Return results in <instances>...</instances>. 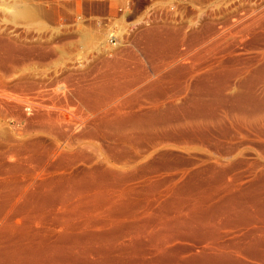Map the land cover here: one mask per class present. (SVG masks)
I'll return each mask as SVG.
<instances>
[{"label":"bare ground","instance_id":"6f19581e","mask_svg":"<svg viewBox=\"0 0 264 264\" xmlns=\"http://www.w3.org/2000/svg\"><path fill=\"white\" fill-rule=\"evenodd\" d=\"M7 9L10 12L14 11V16H18V18L19 16L24 18L31 15L30 11L23 6H8ZM260 19L262 20V18ZM160 36L159 33L158 36H152L153 38H150L151 43L158 42L156 45L161 43L164 36ZM218 38L220 39L221 37ZM168 40L171 39L169 38ZM173 40L176 41L175 38ZM251 41V43L247 41V46H250L249 51L254 52L255 56L243 58L239 54V57H235L234 59L229 58L230 60L227 59V62H219L217 60L222 53H220L221 49H218L216 45L220 53H218L219 55L216 53L218 55L216 61L207 64L205 60L206 65L200 69L197 77L194 75L198 71H193L195 72L193 75L194 79L196 77V83L194 82V90L197 91L195 92L196 96L186 98L181 105L177 104L176 100H172L173 97L164 96V100H154V92L158 85L156 81L152 80L151 73H147L141 80H138L139 77L134 80L130 78L135 74L132 75L129 71L125 70L121 71L123 78L122 76L107 78L105 76L106 80L101 81V83L103 82L102 84L97 83V85L88 86V88L84 89L78 88L75 93L73 92L74 94L71 93L72 95L62 85H60L61 87L59 85L55 86V84L48 85L47 81L30 82L27 79L28 76H25L27 78L20 77L17 81L13 79L15 82L12 80L14 87L21 89V92L19 91L21 95L11 94L12 96H10L7 94L8 92L5 93L6 91L2 92L0 90V96L7 95L8 99H12V104L17 105L16 107L22 106L23 103L25 106V103L28 101L34 102L36 107L34 105L32 107L30 102V105H27L29 108L31 107L36 117L42 122L43 125L41 126L43 127L40 126V129L43 128L42 131H45V133L54 137L53 139H56V143H52L51 146L39 140V138L19 139L18 143L14 142L16 143L15 145L11 144V146L5 148L6 151L4 150L5 156L11 158L8 160L11 163L6 164L7 161L4 163L3 158H0V224L3 226L2 232L5 234V237L4 235L3 237L0 235V264H59L62 262V260L58 262L59 258H63L65 264H153V261L156 259H160L159 261H161L163 258H171L170 260L174 258L180 260L181 263L184 261L187 264H246L245 260L247 257L250 259L252 257L255 261L261 260H258L256 256L261 254L260 256L263 257L264 251L260 254L257 253L258 255L254 254L259 250L256 249L258 247L257 244L263 246L261 237H264V230L260 229L262 231L261 235H257L258 231L257 233L249 232V234L244 235V242L247 239L246 237H255L252 238L254 241H248V243H252L249 246L247 242L244 244V242L241 243L239 240H237L239 242H215L217 239L214 238L215 240H213L212 238L214 242H211V237H209V242L208 239L204 240L202 236L197 238L191 237L195 238L191 240L193 244L187 245L183 244L185 242L183 237L168 236V238H164L162 236V238L157 235L156 237L153 234L155 237L144 238L147 241L145 243L147 244V248L143 245L145 248L144 257L145 255L149 257L143 258L144 260L140 261H136L131 253H134L132 252L134 245L139 244L138 240L140 241L143 238L124 237L128 241V244L125 245L129 246V249L126 248L125 251L120 252V247V250H117L122 254L119 253V255L116 252L118 256L108 257L98 263L93 261V259L91 261L86 258L87 256L84 257L85 255H81L86 253L84 251V253L78 251L81 254L74 253V245H77L76 242L85 238L96 239L94 235L87 231L90 228L89 222L91 223L95 220L93 219L94 216L89 215L93 220L85 223H79L78 216L76 218L78 222H72L71 220L74 218V216L71 217V214H75L76 217L77 213L81 212L79 209L83 206L93 207L92 209L96 210H102L103 207L106 213L110 211L111 216L117 214L118 216H125L127 222L124 226L134 225L133 228H130L132 232H128L133 234L145 233V230L142 231V229H144L145 225L149 224L147 223L148 220L151 221V218L153 220L157 212L152 215L148 211H144L143 213L140 211L141 214L140 212L136 213L132 211L135 205L138 204L137 197L144 194L146 187L144 190L141 187L151 184L146 190L149 188L155 189L158 181H161V179L157 180V182L155 181L156 175L160 173L159 171L161 169H172V167L177 166L176 163L178 164L179 159L174 158L175 155H171L170 151V153L164 151V148L169 145H184L181 147L188 151V149L193 150L194 143L196 144V142H199L202 146L200 148L202 157L195 161H183L185 167H180L181 169L177 167L176 174L172 175V178L163 181L166 188L162 192L158 193L157 189H152L154 193H158L155 194L156 196L153 197V200L151 199L154 205H158L162 209L161 211L170 210L176 214L173 218H169L170 220H167L168 218L164 220H161L162 218H159L160 220L154 218L153 221L156 220L155 222L159 221L161 223L162 221L163 225L161 228L163 230L159 229V231L162 230L165 231L163 233H166L171 225V228L174 226L173 223L178 225L177 227L175 226L177 229L183 228L187 230V226L190 228V223L191 226L194 223L196 224L197 221L200 224L203 218L215 213L223 214L227 212L235 216L247 217L245 215L246 213L250 214L251 211L249 209H252V207H254L253 209L257 208L258 212L264 213V32L260 34L254 32ZM206 43L205 45L207 46ZM1 44L3 45V43H0V46ZM161 44H163V41ZM161 44L158 47H161ZM222 45L219 46L222 48ZM226 47L228 48V46ZM210 49H212V46ZM204 50L206 51L207 49ZM10 51L13 50L10 48ZM19 51L21 53L23 50L19 48ZM204 54L206 55V53ZM201 55L199 56L200 58ZM225 57L226 55H224V59L226 60ZM221 59L223 58L221 57ZM175 65L177 64L173 66ZM17 67L19 68V66ZM167 67L170 66L168 65ZM12 68L14 69L16 66L14 65ZM176 71L178 70L176 69ZM13 72L15 74V71ZM193 76L191 75L190 78ZM0 81L3 82V79ZM5 83L7 84V80ZM138 84L142 86V88L140 87L141 91L138 90V93H132V89L136 87L134 85ZM112 87L116 91L114 93L113 89H111L113 91H110L112 95L108 96L109 99L105 97L107 101L103 99L104 97L99 98L100 100H104L102 103L99 100L100 104L97 98L94 101L90 99L94 97L93 94L97 93H91L93 92L91 90L98 88L100 91H106ZM97 94L100 96L99 93ZM207 94L215 95V100H217L219 107H230L226 109L225 115L218 116L219 113L217 115L209 114L211 113L210 110L214 109L212 107L215 106L213 101L209 102V100L207 102V99L204 97H207ZM24 95H28V97ZM97 96L95 95V97ZM140 96L145 98L143 99L145 100L144 102H140L142 101L139 98ZM2 100L4 101L3 98ZM91 102L95 104L93 105ZM191 108L192 110H190ZM180 113L190 115L189 119L184 120V118L179 117ZM228 113L233 115V120L237 116V120L234 123L232 119L227 118ZM21 117L23 116L21 115ZM39 124L41 123L39 122ZM78 124L80 127L83 126L85 130L89 129V131L84 134H82V131V135H73L72 129ZM192 144L193 146L190 147ZM0 157L3 156L0 154ZM38 163H42L43 166ZM35 164L40 165L42 168L36 165L38 168L36 169L34 167ZM179 166L181 165L179 164ZM240 167L241 169L245 167L246 173H248L249 177L253 178L251 184L249 185L248 183L249 186L247 185V187H243L238 183L241 181V178H239L240 181L238 182H236V178L235 181L228 178L234 170ZM159 184L161 185V183ZM106 185H109L110 188L111 186H117L115 187V192L110 193V195L106 191H97L103 190L101 188L106 187ZM160 185L158 187H161ZM65 191L67 192L65 193ZM87 193L90 195L88 196ZM180 194L184 198L178 197ZM184 194L187 195L184 196ZM151 200L149 201L148 199L149 205ZM50 201L55 202L59 207L61 206L63 211L65 209L69 215H67V219H65L66 215H61L65 212L58 214V216L51 215L52 219L55 220L54 222L57 219V223L60 225L59 228H61L60 233L58 237H44L45 235L41 237L36 233L40 229L37 231L34 229L36 232L33 231L30 227H27L26 223L28 222L23 219H34L32 218L34 216H30L31 214L28 215V213L30 211L41 212L40 210L45 208L44 205L46 203L49 204ZM246 205H252V207L247 209ZM246 209L249 212H245ZM258 212L257 215H259ZM100 215L102 216V213ZM260 215L262 216V214ZM35 217L37 218V215ZM20 218H23L22 220L26 222H24L25 226L20 224ZM62 220L67 221L61 222ZM28 221L30 222V220ZM111 221L118 228H121L124 223L122 220L117 222L118 220H112V218ZM191 221L196 222L192 223ZM87 225H89L88 228ZM199 227L202 226L199 225ZM191 228L195 229L196 227ZM191 230L188 229V231ZM194 231H191L192 233L190 232V234H194ZM90 235L93 237H90ZM256 237H260L261 239ZM185 239L187 240L188 238L185 237ZM109 249L112 248L110 247ZM63 250L65 252L67 250L68 252L71 251V253L64 254ZM248 264L251 263L248 262Z\"/></svg>","mask_w":264,"mask_h":264},{"label":"rangeland","instance_id":"374dc122","mask_svg":"<svg viewBox=\"0 0 264 264\" xmlns=\"http://www.w3.org/2000/svg\"><path fill=\"white\" fill-rule=\"evenodd\" d=\"M147 4H148V2H142L141 7H143ZM15 5L16 6H23V7L27 8L30 11L31 17L28 16V17L22 18L19 16V18H18V16H14V11L10 12V11H8L7 8H8V6L14 7ZM105 9L106 8L104 5H102L100 3H92L89 0H0V43H3V45H4V47L2 44L0 46V50H1L0 51V59H1L0 65H2V67H0V70L3 71V72L0 71V78L3 79V82L0 81V87H1L0 90H2V92L6 91L5 93L8 92L7 94L10 96L15 95V94L21 95V93H20L21 89L19 87H17L18 89L15 88L14 84L12 83V80L15 79L17 81L18 78H20V77L28 76V78L27 77H25V78H27L30 82L32 81V82L38 83L39 81H47L48 85H50V84L51 85L55 84V86L56 85H59V86L62 85L63 88L71 94L73 92L75 93L76 89H78V88L84 89V88H88V86L90 87L92 85H97V83L102 84L103 82L101 83V81L106 80L107 77H117V76L120 77V76H122V78H123L121 71L125 70V71H129V73H131L132 75L135 74L134 76H131L132 78H130V79H134V80H136L137 77H139L138 80H141L143 77H145V75H147V73L148 74L151 73L152 76L151 75L150 76L152 77V80L156 81V84L158 85L157 89H155V92H154V96H155L154 100H158V101L164 100L165 99L164 96L165 97L166 96L171 97V98L173 97L172 100H176V103L181 105V103H183L186 98H188V97L191 98L192 96H196L195 92H197V91L194 90L195 83H196L195 79H196L200 69L204 65H206V63L207 64L214 63L216 61V58H218V55L220 53H222V54H220L221 55L220 58L217 59V60H219V62H221V61L227 62L228 61L227 59H229V58L234 59L235 57H239L240 56L239 54H241L243 58H249V57L255 56L254 52L249 51L250 46L249 47L247 46L248 45L247 41L250 43L252 42L251 38H252L254 32L258 33V34L264 32V29H263L264 28V24H263L264 23V19H263V17H264L263 16L264 15V13H263L264 12V0H206L204 2V8L202 10H196L195 7L193 9L188 10L186 13V17L184 18L183 23L178 24V23L172 22L171 19L168 17H162L161 16L152 24L142 25L138 32L128 36L126 43L122 44L118 48H114L107 43V35L99 30L100 28L98 26V23L96 22V20H97L96 16L103 14L105 12ZM10 10L12 11V9H10ZM8 12H10V13H8ZM260 18H262L263 21ZM142 19L143 18H141L140 20H142ZM85 30H87V31H85ZM215 30H217V31H215ZM158 33H159V35H161L160 37L164 36V38H162L163 44H161L162 41H161V43H159V44H161L160 46L162 48L158 47L159 44L156 45V43H158V42H156V43L152 42L151 43V39L153 37H155L156 35L158 36ZM169 33H170V35H169ZM165 34H166V36H165ZM175 35H176V37L177 36L178 37L176 38ZM199 35H200V37H199ZM224 36H227V37H224ZM173 37L176 39V41L173 40L174 39ZM210 37L211 38L213 37V38L211 39ZM217 37H221V38L217 39ZM169 38L171 40H168ZM207 39L208 40L211 39V40L208 41ZM212 40H214V41H212ZM204 42L205 43L207 42L206 43L207 46L205 45ZM219 42H220V44H219ZM11 43H12V45H10ZM152 44H154V45H152ZM170 44L172 47L169 46ZM174 44H175V46H174ZM208 44H209V46H208ZM7 45H8V47H6ZM216 45H217L218 49L219 48L221 49L220 53H219V50L217 49ZM219 45L220 46L222 45V48ZM224 45L228 46L229 49L227 47L225 48ZM211 46H212V49H210ZM168 47H170L171 49L172 48H174V49H172V51H171V49ZM10 48L13 51H10ZM19 48H20V50H23V51H21V53L19 51ZM199 48H201V49H199ZM202 48L207 49V50L205 51ZM233 48H234V50H233ZM4 49L7 50V51L5 50L7 53L4 51ZM228 50H229V52H228ZM231 50H232V52H231ZM208 51H210V52H208ZM179 52H180V54H179ZM9 53H12V54H9ZM204 53H206V55ZM207 53H208V55H207ZM216 53L217 54L219 53V54L216 55ZM228 53H230L231 55ZM200 54H202V55L204 54V55L203 56L201 55V58H200L199 57ZM224 55H226V57H225L226 60L224 59ZM227 55H228V57H227ZM11 56L13 57V59ZM221 57L224 60L221 59ZM174 60H176V61H174ZM199 60H201V61H199ZM170 62H172V63H170ZM194 62H196V63H194ZM18 63H19V65H18ZM174 64H177V65L173 66ZM201 64H202V66H201ZM14 65L16 66V68H14V69H17V70H14L12 68V67H14ZM168 65L170 67L171 66H173V67H171V68L167 67ZM17 66H19V68ZM176 66H178L179 68ZM195 66L197 67V69ZM190 67L192 68V70ZM4 68H6V69H4ZM9 68H11V69H9ZM18 69H20L21 71L20 70L18 71ZM176 69L178 71H176ZM174 70L176 71V73H174L175 72ZM13 71H15V74L17 77L15 76ZM193 71H195L197 73H195ZM1 72L2 73L5 72L4 75H6V76L2 75ZM189 72L190 73L193 72V73L190 74ZM194 73H195V75H194ZM1 75L3 76V78ZM7 75H9V76L7 77ZM191 75L196 76L195 79H194V76L192 78H190ZM105 76H106V78H105ZM6 77H7V79H6ZM8 79H10V80H8ZM6 80H7V84H9L8 86L5 83ZM9 81H11V82H9ZM13 82H15V81L13 80ZM10 83H12V84H10ZM10 85H12V86L10 87ZM5 87H7V88H5ZM134 87L135 88H133L131 91L132 93H135V92L138 93L139 92L138 90L141 91V88H142L141 85H139V84L134 85ZM138 88H140V89H138ZM111 89H113V91L115 93L116 90H114V87H112L106 91H100V90H98V88H95V89L91 90V91H93L91 93L97 92L100 94L102 92L100 94L101 97L96 93V94H93L94 97H95V95L96 96L98 95L99 97L98 96L95 98L92 97L90 99L92 101H94L97 98V101L99 102V100H100L99 98L104 97L103 99H105V101H107V99H109L108 96L110 97V95H112V93L110 92V91H112ZM12 91H14V92H12ZM26 94H29V93H26ZM207 95H208L207 97L204 96L207 99V102L209 100H210L209 102L213 101L214 106H215V107H212L214 109H211L210 110L211 113H209V114L210 115H217L219 113L218 116L225 115V112H227L226 109L227 108L229 109L230 107H227V108L226 107H219L217 105V100H215V98H216L215 95L214 94H207ZM4 96H6V97H4ZM24 96L28 97V95H24ZM7 97H8L7 95L0 96V103H1L0 104V144H1L0 145V148H1L0 154H1V156H3L0 158H3L4 161L3 160L2 161L4 163H6V161H7L6 164L11 163L8 161L11 158L5 156V154H4V150L6 151L5 148H7L8 146H11V144L15 145L16 143L19 142L18 141L19 139H36V138L38 139L39 138V140H42L43 142H45L49 146H51L52 143H54V142L56 143V139H53L54 137H52L51 135H48L47 133H45V131H42L43 128L40 129V126L43 125L42 122L36 117L35 112L32 111L31 107L29 108V106H28L31 104V106L33 107V105L35 104L34 102L32 103V101L31 102L28 101L27 103H25V106L23 103L22 106L20 105V106L16 107L17 106L16 104H14V105L12 104V99L11 98L8 99ZM174 97H176V98H174ZM2 98L4 99V101L2 100ZM5 98H7V99H5ZM139 98H140V100H142L140 102L145 101V100H143L145 98H142V96H140ZM103 99L100 100L101 103L104 102ZM138 101H139V99H138ZM29 102H30V104H29ZM91 103H93V102H91ZM94 104L95 103H93V105ZM90 105H92V104H90ZM34 107H36V105H34ZM218 109H219V111H218ZM190 110H192V108ZM18 115H19V117H18ZM21 115L23 117H21ZM228 115H229V117H228ZM228 115H227V118L232 119L233 123L235 120H237L236 119L237 116L234 117V120H233V115L229 114V113H228ZM179 117L184 118V120H186V119H189L190 115H187L185 113H180ZM39 122L41 124H39ZM41 127H43V126H41ZM79 127L80 126L78 124L77 126L74 127L75 129L74 128L72 129V134L74 133L73 135L78 136V135H82V134L89 131V129L85 130L83 126H81L80 128ZM77 128H78V130H76ZM29 131H30V133H29ZM82 131H83V133H82ZM14 142H16V143H14ZM3 145H5V146H3ZM181 146H184V145H179V146L169 145L166 148H164V151H166L168 153L171 152L170 154L173 156L175 155L174 158L176 157V159H179L180 163L178 161V164L176 163L177 166L172 167V169L171 168L168 170L167 169L166 170L161 169L159 171L160 173H158L160 175H158V174L156 175L157 176L156 177L157 179L155 178L156 182H157V180L161 179V181H158V183H157L158 185H160L159 183H161V185H160L161 187H158V185H157V187H155V189L158 190V191L156 190L158 193L162 192L163 189L166 188L163 181L167 180L168 178L169 179L172 178L171 176L176 174V172H177L176 171L177 167L178 168L185 167V163H184L185 160H194L195 161L196 159L202 157V151L200 150V148H202V146L199 142H196V144L194 143V146H193V144L190 146V147L193 146V150L188 149V151H187L185 148L183 149ZM5 158H7V159H5ZM10 161H12V160H10ZM38 164H40V163H38ZM179 164L181 166H179ZM36 165L37 164L34 165V167L36 169H38L37 168L38 166H39V168L41 166H43L42 163L40 164L41 166L37 165V167H36ZM34 167L32 166V168H34ZM244 168L241 169V167H240V168L234 170L233 173H231L228 176V178L231 180H234V181L236 178L237 179L236 182L240 181L239 178H241V181L238 183H240L243 187H247L248 183H249V185L251 184L253 178L249 177L248 173H246L247 171ZM249 178H250V180H249ZM150 185L149 184L144 185L141 188L144 190L145 187L148 188V186H150ZM115 187H117V186H115ZM115 187L111 186V188H110L109 185H106V187L104 186L105 189L101 188L103 190H97V191H106L107 194H110L112 192H115V190H116ZM146 188H145L144 194H141L140 195L141 197L139 196L140 198L137 197L138 198L137 203L139 204V206H138V204H136L135 208L132 211H134L136 213L137 212L139 213L140 211H142V213L144 211H148L152 215L157 212L155 214V217H154L155 219L156 218L157 219L162 218L161 220H164V219L168 218L167 220H170L169 218H173V216L176 214L173 213L172 211H170V210L161 211L162 209L160 207H158V205H156V204H155L156 205V207H155L152 200H153V197L156 196L155 194H158V193H156V192L154 193V191L152 190L154 188H149L147 190H146ZM149 190H151L152 192ZM66 192L67 191H65V193ZM148 192H150V193H148ZM87 195L89 196L90 194L87 193ZM186 195L187 194H184V196H186ZM179 196H180V198H184L183 195H181V194L178 195V197ZM187 198H188V196H187ZM148 199H149V201L152 199L150 205L148 203L149 202ZM50 202H49V204L46 203L44 205L45 208L40 210L41 212H39V211H37V212L36 211H30L31 213L27 212L28 215L31 214L30 216H34V217H32L34 219H28V218L23 219L22 218L23 220H26L28 222V223H26L25 221H23L20 218L19 219L20 224L24 225V222H25L27 227H30L31 229H33V231H35V230L37 231L40 229L38 232H36V231L35 232L38 233L41 237H42V235H45L44 237H58V234L60 233L61 228H59L60 225H58L59 223H57V219H56V222H54L55 220L52 219L53 218L52 216H58V214L65 212L64 214H61V215L62 216L66 215L65 219H67L68 218L67 215H69V214H67L65 209L63 211L62 207L61 206L59 207L55 202H51V203H53L52 205L55 204L54 206H52ZM152 204H153V206H152ZM83 207H85V208H83ZM83 207L80 208L83 210L79 209V211H81V212L77 213L76 217H75V214L72 215L70 213L71 217L74 216V218L76 219L78 216L77 219L80 220L79 223H82V222L85 223V222H89V221L95 219L91 223L89 222L90 228H88L89 225H87V228H88L87 231H89L90 234L94 235V237H96V239L85 238V239L80 240L81 242L80 241L76 242L77 245L79 244L80 246L79 245L77 246L74 243L75 244L74 245V247H75L74 253L76 252L78 254H81L79 252H82V253L86 252L87 254L85 253V254H81V255H85L84 257L87 256L86 258L90 259L91 261L93 259V261H96L98 263H100L99 261H104L108 257H111V256L113 257L116 255L118 256V254L120 252L125 251L126 248L129 249V246L127 247L125 245V244H128V241H126V239L124 237H141V238H143L140 241L138 240L139 244L138 243H137V245L135 244L136 246L134 244H132V245H134L133 251H132L134 253H131L132 257L134 259H136V261H138V260L140 261V260H144L143 258L146 259L147 257H149L146 255L144 257L145 248H147V246H146L147 244H145V243H147V241L144 239L146 237H155L156 235L158 237L163 236L164 238L165 237L168 238V236L169 237H171V236L172 237H183L185 240V242L183 244H187V245L193 244V242L191 240H194L195 238H191V237L197 238V237H201V236H202V238H204V240L205 239L209 240V237H211L210 238L211 242L213 240L217 239L215 242H224V241L229 242V241L239 240L241 243H243L244 242L243 239H245L244 235L249 234V232L250 233H255V232L257 233V231H258L257 235L258 234L261 235V233H262L261 230H264V219H263L264 213L258 212L257 208L253 209L254 207H252V205H249V206L246 205L247 209L252 207V209H249L252 213L251 212H250V214L246 213L245 216H247V217L235 216L232 213L224 212L223 214L215 213L214 215L206 216L205 218L202 219L205 223L202 221L199 224V223H197L198 221L197 222L193 221V222H196V224L194 223L195 226H194V224H192L193 226H191V223H190L189 224L190 228H189V226H187V227L190 230L192 229L191 227H193V228L196 227L195 228L196 230L195 229L191 230L192 232L195 230L194 234H190L191 231H188V229L187 230H184L183 228L177 229L176 227L178 225H175L173 223V221H172V223L174 225L173 226L174 228L173 227L171 228V226H172L171 225L168 228V231L166 233H163L165 231H162L163 229L161 228L163 225L162 221H161V223L159 221L155 222L156 220L153 221L154 218H153V220L151 218V221H149V220L147 221V223H149V224L145 225V227L147 226V228L142 226V227H144V229H142V231L145 230L144 231L145 233L142 232V234L141 233L140 234H136V233L133 234V233H130L128 231H131L132 229H130V228H133L134 225H128V227L124 226L127 222L126 221L127 219L125 216H123V215L118 216V214L111 216L110 211H108V213H106L105 209L103 207H102V210L92 209L93 207L90 208L88 206H83ZM86 209H87V211H86ZM150 209H151V211L152 210L153 211L151 212ZM247 209L245 212L248 211ZM98 210H99V212H97ZM55 211H56V213H55ZM84 211H85V213H84ZM256 211L258 212L259 215H257ZM33 212H34V214H33ZM101 213H102V216L100 215ZM106 214H108V215H106ZM140 214H141V212H140ZM217 214H218V216H217ZM247 214H249V215H247ZM260 214H262V216ZM36 215H37L38 219L35 217ZM89 215L90 216L93 215L94 216L93 219H91L89 217ZM96 216H98V217H96ZM108 217H110V218H108ZM74 218L71 219L72 222H78V220L76 219V221H75ZM111 218H112V220L113 219L116 221L118 220L117 222H119V220H122V222H124L122 224L123 226L122 227L120 226L121 228H118L116 226V224L112 223ZM211 218H212V220H210ZM246 218H248V219H246ZM28 220H30V222L33 225ZM64 221H67V220H62L61 222H64ZM58 222H60V221L58 220ZM154 222H155V224H154ZM34 223H36V224H34ZM143 223H145V222H143ZM201 223H203L204 226H203V224L201 225ZM243 223H244V225H242ZM197 224H199L202 227H199V225H197ZM207 224H208V226H207ZM205 225H206V227H205ZM238 225H240V226H238ZM204 227H205V229H204ZM2 228H3V226L1 225L0 226V235H2V237L4 235V237H5V234L2 232ZM41 229H43V230H41ZM159 229H162V230L159 231ZM153 234H155V236ZM92 235H90V237ZM183 235L184 236L186 235L185 237H187L188 239L186 240ZM86 237H88V236H86ZM212 238H213V240H212ZM246 238L247 239L250 238L248 240L246 239L247 241L245 240V242H247V245L249 246L252 243H248V241L249 242H250V240L254 241L252 238H255V237H252V238L246 237ZM256 238H260V237H256ZM261 238L263 241V244H262L263 246L257 244L258 247L256 246L257 247L256 249L257 250L259 249V250H258V252L256 251L254 254H257V253L260 254L264 251V237H261ZM218 239H219V241H218ZM97 241H99L100 243ZM114 241H115V243H114ZM239 241H237V242H239ZM140 242H142V243H140ZM209 242H210V240H209ZM245 242H244V244H246ZM121 245H124V246H121ZM143 245L145 246V248ZM259 246H261V247H259ZM110 247L112 249H109ZM120 247H121V250L123 249L122 251L119 249ZM143 248H144V250H143ZM117 249H119L120 252H118L119 250H117ZM65 250H63L64 254H67V253L70 254L71 251H73L71 249L70 252H68V250H67V252H65ZM120 254H122V253H120ZM260 255H258V256L255 255V256H256V258H258V260L259 259H261V260L255 261L254 258L251 257V259H250L249 257H247L248 259L246 258L245 263L248 264V262H249L251 264H264V258H263L264 256L261 257ZM59 259L60 260H58V262H61V260H62V262L59 264H63L64 263L63 258H59ZM170 259H168V258L164 259L163 258V260L161 259V261H159L160 259L159 260L156 259L157 261L156 260L153 261V264H173V263L174 264H187L184 261H182V263H181L180 260H176L174 258H172V260H170Z\"/></svg>","mask_w":264,"mask_h":264},{"label":"built area","instance_id":"2783aa9c","mask_svg":"<svg viewBox=\"0 0 264 264\" xmlns=\"http://www.w3.org/2000/svg\"><path fill=\"white\" fill-rule=\"evenodd\" d=\"M105 6V12L96 16L99 30L107 35V43L118 48L129 35L142 25L152 24L158 18L168 17L181 24L189 9L202 10L206 0H89ZM142 2H148L141 7ZM143 18L142 20H140Z\"/></svg>","mask_w":264,"mask_h":264}]
</instances>
